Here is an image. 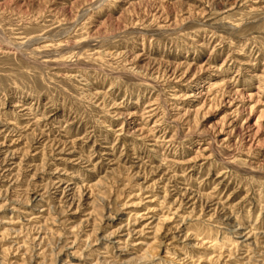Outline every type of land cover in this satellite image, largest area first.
Here are the masks:
<instances>
[{
	"label": "rangeland",
	"instance_id": "374dc122",
	"mask_svg": "<svg viewBox=\"0 0 264 264\" xmlns=\"http://www.w3.org/2000/svg\"><path fill=\"white\" fill-rule=\"evenodd\" d=\"M0 264H264V0H0Z\"/></svg>",
	"mask_w": 264,
	"mask_h": 264
}]
</instances>
